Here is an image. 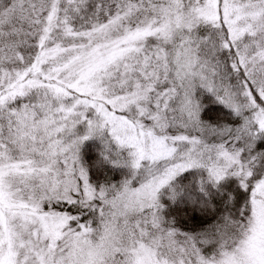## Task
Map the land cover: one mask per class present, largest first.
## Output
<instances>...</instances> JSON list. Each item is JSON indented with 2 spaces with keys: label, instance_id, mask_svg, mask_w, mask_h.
I'll return each instance as SVG.
<instances>
[{
  "label": "snow or ice",
  "instance_id": "6c2138e0",
  "mask_svg": "<svg viewBox=\"0 0 264 264\" xmlns=\"http://www.w3.org/2000/svg\"><path fill=\"white\" fill-rule=\"evenodd\" d=\"M0 264H264V0H0Z\"/></svg>",
  "mask_w": 264,
  "mask_h": 264
}]
</instances>
